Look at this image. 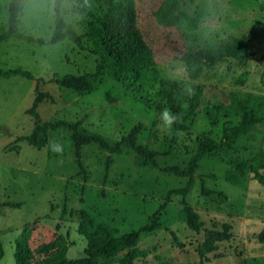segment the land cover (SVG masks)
Wrapping results in <instances>:
<instances>
[{"label":"rangeland","instance_id":"1","mask_svg":"<svg viewBox=\"0 0 264 264\" xmlns=\"http://www.w3.org/2000/svg\"><path fill=\"white\" fill-rule=\"evenodd\" d=\"M9 2L0 0V35L7 30ZM134 3L136 29L161 76L215 86L229 105L233 93L264 97V0H176V11L161 10L162 5L169 7V0ZM84 5L83 0H68L61 7L66 26L76 35L83 33ZM53 6L54 0H26L17 35L0 40V264H16L15 243L23 238L32 249L59 238L65 257L75 260L84 256L93 236L113 241L107 256L96 264H122L128 256L133 257L132 264H264V244L258 239L264 231V122L245 126L234 110L215 119L202 111L183 112L175 120L186 129L166 155L165 139L174 121L166 120L168 110L148 106L111 77L86 93L53 82L92 74L97 62L95 55L81 51L68 38L50 44ZM234 38L249 41L244 56L206 69L196 80L187 77L184 53L215 48ZM36 85L44 94L36 109L41 122L79 123L80 133L100 136L110 146L134 133L138 145L160 154L156 160L161 168H186L199 141L209 139L221 144L224 155L237 158V163L246 161L247 168L239 175L227 161L206 155L184 198L167 195L183 188L187 178L150 165L140 167L141 158L127 146L113 155L104 180L108 153L95 144L84 145L79 172L70 130L49 131L47 147L41 150L21 139L34 127L27 111ZM56 145L59 151L54 150ZM202 188L209 193L203 195ZM182 199L200 215L204 223L200 232L186 225ZM142 227L154 229L124 248L126 235ZM205 231L225 239L201 257L198 249Z\"/></svg>","mask_w":264,"mask_h":264},{"label":"trees","instance_id":"2","mask_svg":"<svg viewBox=\"0 0 264 264\" xmlns=\"http://www.w3.org/2000/svg\"><path fill=\"white\" fill-rule=\"evenodd\" d=\"M26 0H10L8 4L7 30L0 35V40L17 35V21L22 13ZM68 0H54L55 29L50 39V44L68 38L81 51L91 53L97 57L95 70L92 74L79 76L68 75L60 79H53V82L61 88H66L79 93H86L93 88L96 82L105 77H111L128 92L138 96L148 106L169 111L175 119L186 112L192 115L197 111H202L209 119L219 118L226 115L228 111L234 110L241 118L245 126L258 125L264 122V97L255 96L248 93H233L231 104H226L222 99V90L212 85H201L196 83H185L181 80L161 76L154 56L136 29V12L134 0H83L84 8L80 12L81 35H76L71 27L66 26L61 15V7ZM71 3H81L82 0H69ZM168 5H162V11H176L177 6L173 0H169ZM173 6V7H172ZM249 41L245 38H234L218 47H201L195 50H188L181 57L184 63L185 72L190 80L198 79L204 70L212 69L214 66L226 60H239L249 51ZM1 73V71H0ZM25 77H30L26 73H21ZM36 96L31 108L27 113L34 120V127L28 136L21 137L37 150L44 149L48 144V132L59 129L70 130V137L76 161L80 171V150L84 145L95 144L100 150L108 153L105 162L106 179L110 166L113 164V155L120 151L122 146L132 149L140 158L139 166L144 168L148 165L162 172L173 174L178 178H187L188 181L183 188L170 190L167 196L175 195L184 198L188 195L193 184L195 171L199 161L208 155H214L223 161H227L234 167L237 174H244L247 166L246 161L237 163V158L227 157L221 144L209 139H201L194 155L190 158L186 168L178 165L159 167L156 158L160 155L156 151H150L136 143L134 133L110 146L103 138L96 135H87L78 131L79 123H68L58 121L41 122L36 111L38 105L43 101L44 94L35 86ZM172 122L169 136L165 139L167 144L166 155L178 141V136L185 131L186 126L177 122ZM203 195L208 191L201 189ZM183 218L189 229L200 232L204 223L200 215L186 201L182 199ZM14 208L18 205H9ZM65 213V209L62 210ZM84 216L83 213H81ZM58 228V227H57ZM154 227H142L137 232L126 235L124 248L132 247L138 240L141 233L150 232ZM227 229V227H225ZM26 234V231L23 232ZM212 231H205L204 240L199 246V255L205 256L212 251V244L224 240ZM258 239L264 244V231ZM113 241H107L104 237L93 236L88 238L84 248V256L79 259L70 260L65 257V246L61 239H55L49 243H42L35 248L28 246L23 239L15 243V263L16 264H96L97 259L107 256L108 249ZM3 257V248L0 241V260ZM133 257L128 256L122 264H132Z\"/></svg>","mask_w":264,"mask_h":264},{"label":"clouds","instance_id":"3","mask_svg":"<svg viewBox=\"0 0 264 264\" xmlns=\"http://www.w3.org/2000/svg\"><path fill=\"white\" fill-rule=\"evenodd\" d=\"M164 115L168 123H171L175 119V117L168 114L167 111H165ZM54 150L59 151V145H56Z\"/></svg>","mask_w":264,"mask_h":264}]
</instances>
